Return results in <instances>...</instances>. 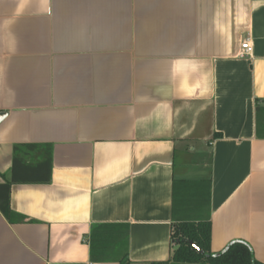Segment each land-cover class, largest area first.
Wrapping results in <instances>:
<instances>
[{
  "label": "crops",
  "instance_id": "0c3cea01",
  "mask_svg": "<svg viewBox=\"0 0 264 264\" xmlns=\"http://www.w3.org/2000/svg\"><path fill=\"white\" fill-rule=\"evenodd\" d=\"M258 104L264 0H0V183L16 145L52 146L50 182L11 186L0 264H120L91 258L101 223L133 264L169 261L180 179L212 182L211 250L264 263Z\"/></svg>",
  "mask_w": 264,
  "mask_h": 264
},
{
  "label": "trees",
  "instance_id": "16d2710c",
  "mask_svg": "<svg viewBox=\"0 0 264 264\" xmlns=\"http://www.w3.org/2000/svg\"><path fill=\"white\" fill-rule=\"evenodd\" d=\"M257 112L264 107L257 105ZM264 118L259 117V125ZM259 134L261 135L260 129ZM34 152L35 160L26 158ZM28 159V160H27ZM52 146L50 144H19L14 148L10 181L0 183V212L11 218L10 192L13 184L48 183L51 181ZM211 188L210 179L174 180L172 192L171 240L175 246L169 261L148 264H264L256 259L251 245L244 240L230 242L225 252L215 255L211 250ZM129 227L121 223H101L90 234V254L96 261L116 259L120 264H133L128 258ZM116 256V257H113ZM119 256V257H117Z\"/></svg>",
  "mask_w": 264,
  "mask_h": 264
},
{
  "label": "built area",
  "instance_id": "2783aa9c",
  "mask_svg": "<svg viewBox=\"0 0 264 264\" xmlns=\"http://www.w3.org/2000/svg\"><path fill=\"white\" fill-rule=\"evenodd\" d=\"M253 53V41L250 34H248L241 42V50L239 55L241 57L251 56Z\"/></svg>",
  "mask_w": 264,
  "mask_h": 264
},
{
  "label": "water",
  "instance_id": "95a60500",
  "mask_svg": "<svg viewBox=\"0 0 264 264\" xmlns=\"http://www.w3.org/2000/svg\"><path fill=\"white\" fill-rule=\"evenodd\" d=\"M7 116H8V112L0 111V124L7 118ZM227 248L228 246H226L222 251L217 252L215 255H220L221 253L225 252Z\"/></svg>",
  "mask_w": 264,
  "mask_h": 264
}]
</instances>
